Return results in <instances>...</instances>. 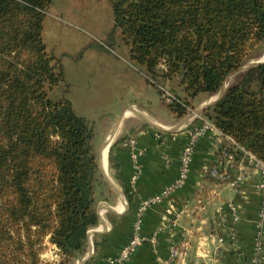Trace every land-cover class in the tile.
Instances as JSON below:
<instances>
[{"label": "trees", "instance_id": "trees-1", "mask_svg": "<svg viewBox=\"0 0 264 264\" xmlns=\"http://www.w3.org/2000/svg\"><path fill=\"white\" fill-rule=\"evenodd\" d=\"M54 1L0 0V264H41L47 238L60 264H77L99 224L93 125L64 94L52 95L62 85L68 92L63 65L43 37ZM109 1L114 27L106 47L117 45L120 31L147 82L160 94L166 84L173 88L175 99L165 105L177 119L263 56L264 0ZM238 75L203 113L233 140L220 152L222 162L234 158L229 181L246 153L264 164V64Z\"/></svg>", "mask_w": 264, "mask_h": 264}, {"label": "crops", "instance_id": "crops-1", "mask_svg": "<svg viewBox=\"0 0 264 264\" xmlns=\"http://www.w3.org/2000/svg\"><path fill=\"white\" fill-rule=\"evenodd\" d=\"M125 67L135 76L132 82L143 83L141 94L149 89L152 93L157 90L129 58ZM178 93L182 95L179 89ZM217 97L218 94L199 95L193 102L195 111L185 124L186 119H177L170 111L168 115L158 112L156 104L162 101L160 94L159 98L152 96L146 101L121 103L123 107L101 146L94 148L98 164L100 149L106 141L103 155L107 151V156L105 162L102 160L104 174L98 167L102 179L95 194L99 224L89 231L95 234L92 237L94 256L87 264L116 263L121 248L135 232L142 202L178 178L182 150L192 128L204 122L212 124L203 114L196 116L195 112L212 107ZM124 138L129 140L121 143ZM131 140H135L134 150L142 154L137 163V181H133L136 167L131 158L132 145H128ZM229 142L215 128L198 141L187 183L142 216L138 231L142 242L124 264H158V259L170 256L171 248L184 244L186 248L175 264H264V256L260 258L257 253L259 172L247 158L240 162L237 171L242 181L237 188L210 174L212 169L224 171L233 166L220 160L221 148ZM112 147L114 168L109 162ZM230 204L236 206L235 212L228 207ZM261 229L264 241V223ZM153 238L155 243H151Z\"/></svg>", "mask_w": 264, "mask_h": 264}, {"label": "rangeland", "instance_id": "rangeland-1", "mask_svg": "<svg viewBox=\"0 0 264 264\" xmlns=\"http://www.w3.org/2000/svg\"><path fill=\"white\" fill-rule=\"evenodd\" d=\"M113 27L114 11L109 0H55L44 22L43 37L47 49L61 61L65 84L68 86L67 93L62 85L52 95L56 97L64 94L72 102L76 114L90 120L95 134L93 149L101 146L109 127L123 107L121 103L137 99L146 101L152 96L159 98L160 94L157 90L152 93L151 89L141 94L139 91L143 83L132 82L135 76L129 74V67H125L130 57L120 31L116 36L117 45L111 49L106 47ZM96 44H101L107 50L94 47ZM258 60L249 61L244 66ZM237 76L229 77L225 86L228 87ZM163 88L174 93L169 84ZM160 97L162 101H158L156 109L168 115V103L162 93ZM194 111L191 109L183 119H187ZM90 256L87 263L94 254L90 253ZM40 260L41 264L61 263L58 249L50 244L48 238L44 241Z\"/></svg>", "mask_w": 264, "mask_h": 264}, {"label": "built area", "instance_id": "built-area-1", "mask_svg": "<svg viewBox=\"0 0 264 264\" xmlns=\"http://www.w3.org/2000/svg\"><path fill=\"white\" fill-rule=\"evenodd\" d=\"M166 103L171 104L173 100L175 99L174 95L171 94V92L167 88H160ZM213 127L212 124L205 123L202 124V126H195L192 128L191 133H190V138L186 142V144L183 147L182 150V156H181V165H180V172L178 178L175 180L173 184L170 186H167L164 188L160 193L156 194L155 196H152L148 199H145L142 202V206L139 210L138 214V219L135 224V232L133 233L132 238L129 240V242L121 248L119 252V257L116 260L115 264H124L131 255L135 252L136 248L141 244L142 240L139 236V228L140 224L142 222V216L149 211L154 205L160 204L166 199L170 198L173 194H175L178 190L182 189L185 184L187 183L189 173L191 170V164L193 161V156L195 153V149L197 146L198 141L207 134ZM230 139V138H229ZM231 142H233L232 139H230ZM135 144V140H131L128 145H132V153H131V158L135 164L136 167V174L133 178V181H137L138 175H139V168L137 166L138 160L140 156L142 155L140 152H136L134 150L133 146ZM226 161L229 164H232L234 158L230 154H226ZM246 157L250 162L254 165L255 169L259 172L261 176V180L259 183V194H260V209H259V214H258V232H257V253L260 256H264V241L262 240V229L261 227L263 226L264 223V164L257 160L253 155L246 153ZM211 175L213 177H219L224 181H227L232 187L237 188L238 185L242 181V176L239 174L237 178L233 181H229L230 176L228 175V170H224L221 174L218 173L217 170L212 169L211 170ZM228 207L235 212L236 206L230 204ZM151 243H155L156 239L153 238L151 240ZM183 248H186V244L182 245V247H173L170 250V256L166 259H158V264H175V261L177 260L179 254L182 253ZM261 258V257H260Z\"/></svg>", "mask_w": 264, "mask_h": 264}, {"label": "water", "instance_id": "water-1", "mask_svg": "<svg viewBox=\"0 0 264 264\" xmlns=\"http://www.w3.org/2000/svg\"><path fill=\"white\" fill-rule=\"evenodd\" d=\"M260 64H264V61L262 60H258V61H254V62H251L250 64L246 65V66H243L239 71L233 73L232 75H236V74H239V73H242L244 71H247L251 68H254ZM232 75L230 77H232ZM226 86L224 84V86L222 87V89L220 90V92L218 93V97H217V100H219L223 95H224V92L226 90ZM216 100V101H217ZM207 107H204L198 111L195 112V115L198 116L200 114H203L205 112ZM191 118L188 116V118L184 121V124L187 122V120ZM161 130H166L164 128H160ZM107 140V139H106ZM105 145H106V141H105V144L104 146L100 149V152H99V155H98V167L100 168L101 170V173L104 174V171H103V165H102V160H103V151H104V148H105ZM95 234H93V232L89 233L88 234V237H89V254L82 260H79L77 264H86L88 262V260L90 259V253H93V244H92V237L94 236Z\"/></svg>", "mask_w": 264, "mask_h": 264}, {"label": "bare ground", "instance_id": "bare-ground-1", "mask_svg": "<svg viewBox=\"0 0 264 264\" xmlns=\"http://www.w3.org/2000/svg\"><path fill=\"white\" fill-rule=\"evenodd\" d=\"M262 61H264V60H262ZM106 156H107V151H105V152H104V155H103L104 162H105V160H106ZM102 162H103V161H102Z\"/></svg>", "mask_w": 264, "mask_h": 264}]
</instances>
